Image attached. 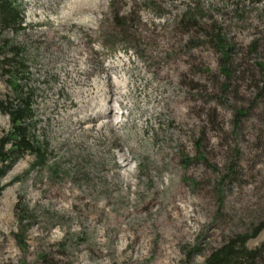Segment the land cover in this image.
<instances>
[{
    "label": "rangeland",
    "instance_id": "rangeland-1",
    "mask_svg": "<svg viewBox=\"0 0 264 264\" xmlns=\"http://www.w3.org/2000/svg\"><path fill=\"white\" fill-rule=\"evenodd\" d=\"M12 1L0 264H264V0Z\"/></svg>",
    "mask_w": 264,
    "mask_h": 264
},
{
    "label": "trees",
    "instance_id": "trees-1",
    "mask_svg": "<svg viewBox=\"0 0 264 264\" xmlns=\"http://www.w3.org/2000/svg\"><path fill=\"white\" fill-rule=\"evenodd\" d=\"M20 16L21 14L19 10L13 6L12 0H0L1 25H11V23L18 25L20 24ZM208 36L213 40L215 47H218L219 51L225 53L229 49H232L226 42V39L221 37L218 33L212 32ZM226 59H228V57ZM260 68L261 85H258V89L261 93L264 91V64H262ZM24 104L25 105L23 107L19 106L15 109L9 110L8 112L12 123V129L9 134H6V136L0 140V173H4L10 167L18 153L31 149H34L35 152H39L41 149L33 145L32 140L28 137L26 126L21 121L26 117V115H28L27 113L30 111L29 101L25 100ZM244 114L245 112L242 111V109L237 110L236 117L237 115L239 116ZM40 154L42 155L41 152ZM236 237L235 239L228 241L221 247L211 252V254L206 258L204 264H228L234 254V247L238 244L236 242ZM246 239L247 236H243L239 244L244 246Z\"/></svg>",
    "mask_w": 264,
    "mask_h": 264
}]
</instances>
